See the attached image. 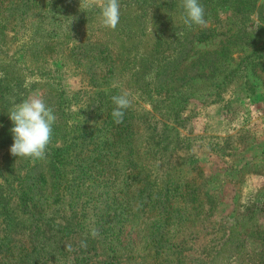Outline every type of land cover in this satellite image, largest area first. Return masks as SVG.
Masks as SVG:
<instances>
[{
	"label": "rangeland",
	"instance_id": "obj_1",
	"mask_svg": "<svg viewBox=\"0 0 264 264\" xmlns=\"http://www.w3.org/2000/svg\"><path fill=\"white\" fill-rule=\"evenodd\" d=\"M199 2L188 28L179 0H119L113 30L99 0H0V264H264V0ZM32 94L57 116L35 161L10 153L8 117ZM120 94L133 123L111 116Z\"/></svg>",
	"mask_w": 264,
	"mask_h": 264
},
{
	"label": "clouds",
	"instance_id": "obj_2",
	"mask_svg": "<svg viewBox=\"0 0 264 264\" xmlns=\"http://www.w3.org/2000/svg\"><path fill=\"white\" fill-rule=\"evenodd\" d=\"M179 7L180 19L186 27L207 25L205 9L199 0H179ZM98 20L102 27L114 30L120 20L119 0H99ZM111 102L114 105L111 116L116 124H121L130 100L126 94H120L112 96ZM8 117L13 124L10 129L13 137L10 153L16 158L43 160L51 141L52 125L57 120L53 108L46 104L42 96L32 94L19 103L13 101ZM99 234V229L91 230L93 237Z\"/></svg>",
	"mask_w": 264,
	"mask_h": 264
},
{
	"label": "trees",
	"instance_id": "obj_3",
	"mask_svg": "<svg viewBox=\"0 0 264 264\" xmlns=\"http://www.w3.org/2000/svg\"><path fill=\"white\" fill-rule=\"evenodd\" d=\"M44 56V55H43ZM43 56H40L41 58ZM51 58L48 54L45 55V57H43L42 59L45 61V62H48V59ZM68 59H66L67 61ZM70 60L71 62H74L75 59L72 55H70ZM69 61V60H68ZM64 65H66L65 63H63ZM44 64H39V66H36L33 67V72H32V77H35V78H38L40 79L41 81H47V82H50V78L49 77H55L57 78V85L55 86H50L48 83V91L49 92H55V91H58V89L60 88L58 86V82H60V79H61V76H62V73H60L59 69L55 70V71H49V70H46L44 69V67H41L43 66ZM60 67V66H59ZM46 74V75H45ZM26 76H24V78H26ZM113 109V108H112ZM126 112V110H125ZM129 114H125L124 115V118H130V122L133 123V116H128ZM52 137V136H51ZM183 140L182 142L179 144L175 139L171 141L170 144L168 145H165V146H162L158 152L155 153V156L154 159H158V158H162L163 159L165 158H168L172 155H175L176 157L177 154L179 152H185V150L183 149ZM103 145V146H102ZM114 145V147H112ZM106 147L112 149L114 151V149H116V143L114 142V140L111 142V144H106L104 142H101V148L100 149H96V154L98 155V157H102L101 155H105L106 154ZM136 150V149H135ZM147 151H150V148H147ZM168 162H170V159H167L165 161L162 162V164H156L154 167H152V170L151 171L152 173H155V180L157 181L161 175H166V170L163 169V166L166 165ZM91 165H94V163H92ZM90 168V167H89ZM177 177H181L179 175H177ZM168 182V185H169V181ZM172 184L175 186V181L172 182ZM207 197H209L208 195H206ZM188 212H190L191 210L188 209L187 210ZM214 213L212 212L211 214H209V212L207 211L205 213V216H204V219L205 220H209L210 219V216H212ZM187 222L190 221V220H186ZM185 228L187 229V231L185 232V235H184V240H186L185 243H188L189 241H192L194 240L196 237H197V234H198V230H195L193 229V227L190 225V224H185ZM73 232H69L68 234H71ZM182 243V242H181ZM100 244V242L98 241L97 237H91V239H89V242L88 244L86 245L90 251L88 252H91V251H94L95 253H98V250H99V247L98 245ZM187 244H185L186 246ZM174 246H177L176 244H174ZM178 252L184 254L185 253V249H180L179 247H177L176 249ZM108 264H114V262H109Z\"/></svg>",
	"mask_w": 264,
	"mask_h": 264
}]
</instances>
